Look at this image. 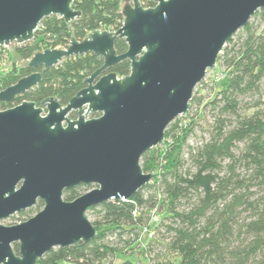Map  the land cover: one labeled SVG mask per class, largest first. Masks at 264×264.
Wrapping results in <instances>:
<instances>
[{
    "label": "water",
    "instance_id": "1",
    "mask_svg": "<svg viewBox=\"0 0 264 264\" xmlns=\"http://www.w3.org/2000/svg\"><path fill=\"white\" fill-rule=\"evenodd\" d=\"M73 1L0 0V46L30 41L48 16L74 21L80 13ZM121 2L118 29H97L28 59L31 68L85 53L102 60L65 105L48 97L39 106L24 100L0 110V221L43 203L24 221L0 223V264H36L53 248L92 240L97 230L87 209L130 200L150 182L153 173L142 170V154L163 143L166 128L188 112L195 87L216 66L228 39L264 9V0H157L153 7ZM116 38L127 45L121 54ZM125 59L127 75L107 72ZM40 80L39 71L18 79L0 91V102H12ZM79 185L93 187L63 198Z\"/></svg>",
    "mask_w": 264,
    "mask_h": 264
},
{
    "label": "trees",
    "instance_id": "2",
    "mask_svg": "<svg viewBox=\"0 0 264 264\" xmlns=\"http://www.w3.org/2000/svg\"><path fill=\"white\" fill-rule=\"evenodd\" d=\"M156 1L140 3L153 7ZM122 6L121 0H74L72 7L80 13L74 21L66 23L55 15L42 19L34 37L16 45L15 53L24 63L16 72L11 67L0 76V91L35 71L41 80L12 102H0V110L24 100L39 106L48 97L65 105L102 60L85 53L50 68H31L28 59L47 48H65L71 38L82 40L91 31L118 29ZM257 15L258 22L249 21L219 53L216 64L226 73L218 90L202 80L184 115L194 108V116L182 124L179 117L174 119L163 143L142 154V170L153 173L150 182L130 200L89 207L86 215L96 236L86 243L53 248L36 264H111L119 250L140 241L143 230L151 231L161 246L156 250L149 243L144 248L153 257L152 264H264V9L251 18ZM114 48L117 54L125 52L124 39L116 38ZM4 55L0 46V61ZM107 72L125 76L130 62L122 60ZM192 137L198 140L190 143ZM92 187L65 190L63 198L72 200ZM161 209L166 215L153 226V215ZM13 249L17 253L18 245ZM118 264L138 263L126 259Z\"/></svg>",
    "mask_w": 264,
    "mask_h": 264
},
{
    "label": "rangeland",
    "instance_id": "3",
    "mask_svg": "<svg viewBox=\"0 0 264 264\" xmlns=\"http://www.w3.org/2000/svg\"><path fill=\"white\" fill-rule=\"evenodd\" d=\"M259 17L260 16L257 15L255 17L251 18L250 21L256 23V22H258ZM238 32L235 35H237ZM16 45H17L16 43H11L8 46H4L5 55L2 58V60L0 61V76L7 73L11 69L13 63H15V68H18L19 66H21L24 63V61L20 60L15 53ZM225 73L226 72H225L224 68L219 66L218 64H216V66L212 70H208V72L205 75L203 80H205L204 82L206 84H208V86L209 85L214 86V88H215L214 92H216L218 90L221 82L223 81V79L225 77ZM194 112H195V110L193 108L190 110L189 115H187V117H185L184 115L179 116V122L181 124L184 122H188L190 115L194 116ZM205 119L207 120V118H204L203 120L200 121V122H202L203 125H204ZM199 134L200 133H198V136H199ZM196 140H198V138L196 139V138L192 137L191 139H189V142L193 143ZM36 204L33 207L27 209V210H30V209L32 210L29 214H27V215L20 214L21 212L15 213V214L9 216L8 218L0 221V223H2L3 225H12V224H16L18 222H21V221L28 219L29 217H31L35 213H37L43 206L42 205L38 208ZM27 210H25V211H27ZM22 212H24V211H22ZM164 215H166V211L164 209H161V211L158 212V215H156V216L153 215L152 225L154 226V223L156 222V219L159 216L162 217ZM88 219L90 221L92 220L91 217H89V216H88ZM150 237H151V231L149 232V231L143 230L141 233V236H140V241L131 245V246H128V247H125V248L119 250L116 253V256L112 259L111 264H118L121 261L126 260V259H131L132 261L137 262L138 264H152V263H154L155 261H152L153 257L151 255H149L147 253V250H145V249L147 248L149 243L152 246H154V248L156 250H159L158 248H160L161 246L155 242L153 237H151L152 239ZM156 238H159V236L157 235ZM98 264H108V263L106 261H103V262H100Z\"/></svg>",
    "mask_w": 264,
    "mask_h": 264
},
{
    "label": "flooded vegetation",
    "instance_id": "4",
    "mask_svg": "<svg viewBox=\"0 0 264 264\" xmlns=\"http://www.w3.org/2000/svg\"><path fill=\"white\" fill-rule=\"evenodd\" d=\"M75 114H76V112H75ZM38 201H39V200H38ZM38 201H37V202H38Z\"/></svg>",
    "mask_w": 264,
    "mask_h": 264
}]
</instances>
